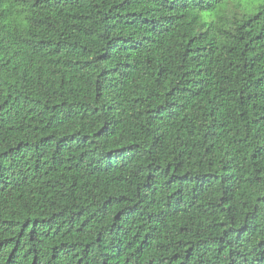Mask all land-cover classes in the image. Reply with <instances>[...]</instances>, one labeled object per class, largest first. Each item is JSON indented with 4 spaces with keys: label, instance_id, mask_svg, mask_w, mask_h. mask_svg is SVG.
<instances>
[{
    "label": "trees",
    "instance_id": "trees-1",
    "mask_svg": "<svg viewBox=\"0 0 264 264\" xmlns=\"http://www.w3.org/2000/svg\"><path fill=\"white\" fill-rule=\"evenodd\" d=\"M0 264H264V0H0Z\"/></svg>",
    "mask_w": 264,
    "mask_h": 264
}]
</instances>
